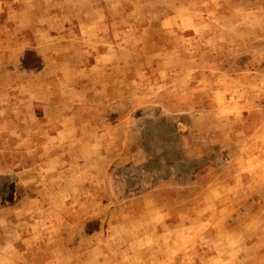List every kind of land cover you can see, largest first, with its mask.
<instances>
[{
	"label": "rangeland",
	"instance_id": "374dc122",
	"mask_svg": "<svg viewBox=\"0 0 264 264\" xmlns=\"http://www.w3.org/2000/svg\"><path fill=\"white\" fill-rule=\"evenodd\" d=\"M0 264H264V0H0Z\"/></svg>",
	"mask_w": 264,
	"mask_h": 264
}]
</instances>
